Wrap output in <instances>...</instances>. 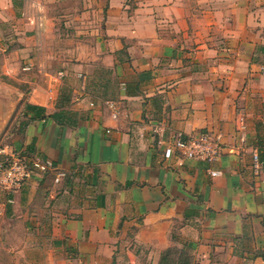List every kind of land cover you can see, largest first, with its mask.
<instances>
[{
  "label": "crops",
  "instance_id": "crops-1",
  "mask_svg": "<svg viewBox=\"0 0 264 264\" xmlns=\"http://www.w3.org/2000/svg\"><path fill=\"white\" fill-rule=\"evenodd\" d=\"M53 1L38 43L51 34L69 49L44 53L46 84H0V142L54 169L7 193V214L51 263L137 264L145 249L158 264L179 248L194 264H264V0ZM27 103L44 115L3 135ZM156 130L210 131L225 155L166 161Z\"/></svg>",
  "mask_w": 264,
  "mask_h": 264
},
{
  "label": "rangeland",
  "instance_id": "rangeland-1",
  "mask_svg": "<svg viewBox=\"0 0 264 264\" xmlns=\"http://www.w3.org/2000/svg\"><path fill=\"white\" fill-rule=\"evenodd\" d=\"M7 1L9 5L5 6L3 4L0 13V84L17 85L22 83L9 76L10 74L17 76L16 78H20L21 73H30L34 75L33 82L46 84L48 76L43 74V68L47 64V58H44V53L47 54L53 50L65 53V50L69 48L68 45L54 43L51 34H46V41L39 44L38 36L35 33L36 24L34 21L38 17V14L43 15L45 13V9V11L48 9L51 14H56L57 7H60V5L55 4L52 0L44 5L42 4V0ZM77 3V0H65L61 4L74 7ZM25 49H29V51L25 52ZM38 54H42V56L38 58ZM29 60L31 61L29 62ZM27 67L29 69H26ZM64 78L66 79V77ZM71 84L79 85V78L67 81L63 92L68 94ZM22 111V107L17 109L3 135H12L14 131H18L21 128V124L25 122L21 116ZM6 143H8V140L3 139L0 142V147L5 146L4 144ZM7 195L6 192L0 191V201L4 204H6ZM6 208L5 206L3 214L0 215V264H65L49 262L48 249L37 246L38 242L36 238L38 233L27 231V227L22 224L21 219H15L11 214H7ZM29 237H34V240L32 241ZM31 244L35 247H32ZM173 249L172 260L176 258V249L178 250L179 248ZM163 253L160 256L158 264H160L161 259L164 257ZM73 256V253L69 251L68 258L71 259ZM190 256H192L191 252ZM126 258L128 257L126 256ZM148 258V251L143 249L139 255L140 262L137 264H153ZM66 264L69 263L67 262ZM164 264L172 263L168 262Z\"/></svg>",
  "mask_w": 264,
  "mask_h": 264
},
{
  "label": "built area",
  "instance_id": "built-area-1",
  "mask_svg": "<svg viewBox=\"0 0 264 264\" xmlns=\"http://www.w3.org/2000/svg\"><path fill=\"white\" fill-rule=\"evenodd\" d=\"M264 77V65L260 68ZM158 134L155 141L162 151L166 161L184 165L186 161L204 162L214 164L224 157L225 145L220 135L210 131L198 134L176 133L166 138L162 131H154ZM155 136V135H153ZM254 167L259 173L261 166L258 156H254ZM54 169L50 160L30 158L21 151L11 149L8 146L0 147V191L9 194L20 191L32 178L35 172H46ZM220 171H212L211 175L216 177ZM5 204L0 203V215L3 214Z\"/></svg>",
  "mask_w": 264,
  "mask_h": 264
},
{
  "label": "trees",
  "instance_id": "trees-1",
  "mask_svg": "<svg viewBox=\"0 0 264 264\" xmlns=\"http://www.w3.org/2000/svg\"><path fill=\"white\" fill-rule=\"evenodd\" d=\"M67 99V94L66 92H63V95H61V103L63 104L65 102V100ZM45 113V109L36 105H32V104H25L24 106V116L27 118V120H25L24 123H22L21 125V130L25 128V126H27V124L29 123V121H31L33 118L30 117V114H35L36 117H41L43 116ZM65 116L64 113H55L54 115H52L51 117L54 118L55 120H59L60 117ZM66 117V116H65ZM71 118H68V120H70ZM174 253V249H167L166 251H164L163 255L164 257L161 259L160 264H164V263H172V264H194L193 263V257L190 256L189 251H187L186 249H176V258L175 259H171L172 254Z\"/></svg>",
  "mask_w": 264,
  "mask_h": 264
}]
</instances>
